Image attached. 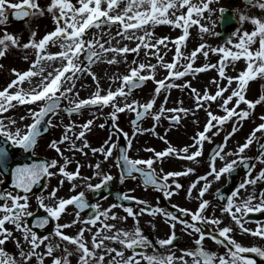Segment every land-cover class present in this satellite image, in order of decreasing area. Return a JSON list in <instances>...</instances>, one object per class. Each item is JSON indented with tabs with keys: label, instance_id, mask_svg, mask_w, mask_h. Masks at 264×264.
<instances>
[{
	"label": "snow or ice",
	"instance_id": "obj_1",
	"mask_svg": "<svg viewBox=\"0 0 264 264\" xmlns=\"http://www.w3.org/2000/svg\"><path fill=\"white\" fill-rule=\"evenodd\" d=\"M121 0H77L79 6H76L72 0H50V3L47 5V11L52 13L56 27L54 30L46 33L38 41L35 39L36 33H32V38L27 42L21 44L20 38L12 33H8L7 29L4 30V34L0 36V57L6 55L7 50L10 47H31L35 51L36 59L32 61V66L21 72L18 69H12V72L15 73V78L12 79L8 85L0 90V113L7 111L8 107H12V101L15 100L19 104H25L27 102H39V107L37 109H29V115L32 117L31 123L24 126L22 131L20 127H16L15 130H12L5 124L4 118L0 117V135L5 137L3 144H0V170H3L5 173L11 170V174L14 177L12 179V184L15 188L20 189L23 194L17 193L13 194L12 192H0V198L4 200H10L11 203H0V245H3L5 241L9 239L12 234V229L5 227L6 222H11L15 229L21 230L24 236V239L28 241L32 249H38L41 244L48 240L47 236H41L37 231L32 230L27 226L24 221V217H32L33 212L29 210V197L32 193V190L35 185H37L43 177H51L55 173L50 171L51 168L59 164V161L56 159H51L50 161H35L32 163H16L13 159V153L11 151L12 146H18L25 150H34L38 139L41 137L42 131H47L44 128V124L51 125V120H46V117L49 114H56L60 111L61 100L63 97L71 96L73 92V87H62L63 84L71 82L75 79L76 72L84 71L81 63L79 62V57L81 53L85 54L87 63L90 65L96 60L100 59V53L96 51V47H99L102 52L107 53L108 51H115L117 53H128V52H138L141 46L148 49L156 48L155 53H149V55H155L159 57V48L158 44H163L167 37H161L158 39L156 44L149 43L148 40L151 39L152 33L148 30L149 25H156L160 23H167L169 25L180 26L183 28V34L177 38H173L176 42V52L174 54V60L171 62H165L163 57H159L158 62L163 65L169 71L165 79L156 80L157 87L155 88V94H159L161 89L167 90L168 88L175 86L172 83H165V80L169 77L171 78H180L185 76L190 72H200L208 68L216 67L209 63H205L202 66H197L194 68L192 61L195 59L196 54L205 48V44L201 43L191 52L189 56V62L183 66L182 70L177 69V61H180L183 53L180 50V45L185 42L186 37L190 35L189 27L190 25H198L202 31H207V27L200 23L198 17L203 16L205 10L213 11L210 8L208 2L205 0H199V2H194V0H127L125 7L122 12L113 13L114 7H118ZM255 2V0H253ZM102 3H106V7H102ZM187 6V13L181 12L179 16L175 19L169 18V11L171 10L172 14L175 15L178 9H183ZM261 8H264V2L259 5ZM12 10L13 14L17 18L28 17L30 15L41 14L43 15L45 9L41 7L38 3V0H0V23H7L8 17L6 13ZM225 10L221 9L223 13ZM132 13V15H129ZM193 14H196L197 18H193ZM241 19H250L251 22L256 26L255 30L252 32L245 31L243 36L240 38L237 48L239 50L233 51L230 48H217L215 51L221 52L224 55L221 58V61L218 65L219 76L224 78L226 75V61L227 58H232L233 60L245 57L247 60L246 70H241L240 74L236 77L227 76L228 84L231 85L233 80L238 81V87L234 89L230 95L227 97H222V94L226 91L225 87H219L215 94H211L205 91L201 94L197 89H195L191 82H186L187 86L195 93V100L197 101L196 107H203L200 101H215L217 97L223 98V103L220 105L226 115H217L210 110L207 113L209 119L206 122L205 129L198 133V137L195 139L202 147L204 139H211L210 136L206 137V133L209 129L215 127L213 121H216L217 124L223 125V123L231 119L233 116H236L238 119L243 117H248L250 110L260 102H264V95H261L258 100L247 99L246 97V85L249 80L255 78L256 76H264V20H261L257 17H246L241 16ZM105 25H116L120 31L117 35H123L129 39H137L139 43L136 44L135 48H129L128 46L118 47V48H104L103 44H100L94 38L84 39V36L88 34V30L93 27H100L101 24ZM130 29H136L137 31L143 30V36H136L129 32ZM259 36V48L253 51L249 45H251L255 38ZM56 43L59 41L60 47L63 49L59 52H48L46 47L49 42ZM203 55L207 56V51L203 52ZM27 58V57H26ZM59 58L62 62L66 61V64H63L62 68H58L54 73H49L48 76H43L44 68L43 61L45 60H55ZM116 58L112 57L109 61L115 62ZM133 66L129 69V73L123 75L121 79V85L115 90H108L106 94H101L99 87L97 92L88 97L79 99L76 101H71L70 105L66 106V111L69 114L74 112H80L83 106L92 105L103 107L108 104H112L113 112L111 117L113 119L117 118L118 112H123L125 109L135 113V120L132 122L134 125L137 124V121H140L142 117L148 114H153L155 120L158 122L161 115L165 111L171 112H185L187 109H165L161 105L159 111L155 113H150V110L153 109L155 104V99H150L148 102L141 104L137 100H133L130 103L127 102V96L130 94V90L136 89L140 86L146 79L151 77L155 79V64H146L139 63L136 64L133 61ZM149 69L147 73L143 70ZM175 69V70H174ZM71 70V75L65 76V73H68ZM89 71L90 68H89ZM95 78V73H91ZM40 75L42 80L37 83L31 89L25 90L23 88V83L27 80L31 83V78L34 76ZM63 78V79H62ZM115 79V77H113ZM215 82V77L213 78ZM99 84L98 79L96 80ZM15 87V91H9ZM78 95V93L76 94ZM123 97L125 103L123 105L116 103V97ZM235 97V102L232 107H228L229 102L233 101ZM241 102H245L249 108L248 109H239L238 107ZM21 119H26V117H21ZM169 119L174 122H178L180 117L179 115L170 116ZM10 124H16L15 120H10ZM93 123V120L89 119L81 125V130L78 133V138H84L85 132L90 130L89 126ZM118 127V126H117ZM65 134L63 135V140H70L68 135L69 131L75 130V124L69 123L65 125ZM146 129H141L137 126V131H143ZM155 129H153L154 131ZM235 127L233 132H235ZM264 130V123H261L257 126V129L248 137L245 144L239 146V153H243L245 149L253 142L255 137V131ZM124 136H127L128 133L124 132L123 129L119 130ZM231 135V133H229ZM227 137L225 138V143ZM62 142V141H61ZM61 142L53 140L51 142V147L55 148L60 155H64L63 150L60 149L59 144ZM131 140L128 141V147H131ZM105 144L108 147H100L99 149L93 148V153L99 151L104 153L105 159L113 154L114 149H118L119 154L116 159L119 164H122L126 167V172L124 170L120 173L121 182L125 179V176H132L133 173H141L143 177V182L145 185H153L157 188L163 190L165 196H171L174 191L178 190L179 187H182L179 184V181L173 179L172 184L176 185V188L173 189L169 185V178H175L183 175L181 171H168L163 176H159L156 169L154 168V162L159 159L161 162L164 157L169 154H175L177 156L181 155V152L173 147H168L162 151H154V156L147 159L132 158L129 156L127 149L119 148L117 143L105 141ZM85 145H87V140L85 139ZM71 147L73 149L77 148L75 140H71ZM80 151H83V147L80 148ZM261 151L264 152V146L261 147ZM184 153H188V146L183 148ZM200 151L190 153L187 158L193 159L194 157L200 155ZM226 153L223 152V146H218L212 157V166L211 172L209 175L214 174V179L219 180L221 176L225 173H231L237 161H228L222 167L217 169L215 166V159L217 157L224 158ZM246 158L242 155L237 156V160L243 162ZM260 159L264 160V156H261ZM71 161L65 159L63 165L58 168V172L63 174V177H66L68 180L75 181L78 177H81L79 167L74 171L67 170V164ZM14 165V166H13ZM94 167L97 169L95 172L96 176H101L102 178L98 183H86L85 188L93 190L94 192L99 191L102 187L107 186L113 177L111 173L102 174L100 169L101 165L97 162ZM162 171V169H161ZM187 172L194 171L191 168L186 170ZM90 180L91 178H87ZM257 180H264V169L259 171L257 177H249V179L243 181L240 184V188H245L248 184L255 185ZM63 180H61V184ZM195 187V184L192 185ZM77 187L76 183L72 184V189L75 190ZM209 183H205L199 189V197L203 198L205 192L208 190ZM58 188L53 189L48 193V198H55L54 204H46L45 197L40 195L37 197L38 206L44 208L45 214L39 215L35 219V223L39 228L43 229L45 226L49 225L52 218L56 220L55 232L54 235L59 238L57 243L49 242L46 245L47 251L44 255H52L54 248L61 246V242L67 241L75 245V250H77L79 255L80 264H103L105 255L107 253L115 251L117 257L121 259L117 260L112 259L111 264H137V261L134 257H124L123 248L113 249L104 244V239L119 241L122 245L126 246L129 249L133 250L135 255L136 247L143 246L148 247L152 242L149 238L143 234L142 228L139 226L137 221L136 226L133 230L129 231L126 229H118L116 234L108 235L104 239H98L105 231H110L115 228L114 224L107 223L108 219H115L116 214L112 213L109 209L100 211V205L97 203L94 207L98 210L96 214L87 219L83 220L84 227L80 228L76 235H70L63 231L64 228L71 226L81 221L80 210L88 208L89 202L86 199L85 191H80L68 198H61L57 196ZM238 191H233L230 196L226 198V208L223 211L228 212L234 221L235 224L239 225L240 228L244 231H247L251 234L257 235L259 238L264 239V224L259 225L256 229H245L243 218L252 212H259L264 210V192L260 193L259 201L256 204H253L252 201L256 200L255 195H249L247 199H242L240 201L235 200L234 198L238 195ZM124 200H135L138 199L134 196H128L127 194H122ZM146 206L144 207V212H151L152 214L163 213L166 219L170 218V228L173 230L167 238L160 239L158 241L159 245L167 246L171 245L176 238L175 223L173 221H179L187 227L194 230L195 233H198L196 239L197 248L193 250H185L187 255L192 257L191 264H217V252L206 250L203 246V241L205 236H210L211 239L217 241L221 245L225 244L224 239H220L212 233H207L202 230L200 223L211 222L213 225H219L221 223L220 218L218 217H209L205 215L206 207L210 204L208 199H202V202L198 205V209L193 211L187 208H180L177 206L179 211L187 214L191 212V221L189 220H180L179 215L174 212L168 211L159 206L150 207L147 206V201H141ZM72 205L75 210V219L69 223H59L62 213L66 211V206ZM116 204L110 206V208L116 207ZM120 207H125L124 204H120ZM128 214L138 217V214L134 212L131 206L126 207ZM102 217L104 218L102 221ZM122 219H127L123 217ZM97 221H102L100 226L97 228V231L93 233L91 237V244L93 247L88 246V240L85 238L84 233L88 228V225L93 226L97 225ZM231 226H225L219 228L218 231L221 237H226L230 241L227 251L224 255H220L218 259V264H257V260L253 258L252 255L247 253L257 254L259 257L264 258V245L256 246H245L242 243L238 242L233 236L229 233L232 232ZM19 244V241H17ZM154 246V245H153ZM105 248V252L97 253L96 249ZM34 255H38L31 250L25 252L23 249L20 250V257L23 261L30 264V260ZM67 255H71V252H67ZM147 260L148 264H173L175 257L172 254L162 255L159 253H153L151 255H146L142 257ZM184 264H188L187 261H184V258H180ZM0 264H19L15 257L10 256L4 249L0 247ZM40 264H44V257L40 256ZM52 264H69V261L64 256H56L52 260Z\"/></svg>",
	"mask_w": 264,
	"mask_h": 264
},
{
	"label": "flooded vegetation",
	"instance_id": "obj_2",
	"mask_svg": "<svg viewBox=\"0 0 264 264\" xmlns=\"http://www.w3.org/2000/svg\"><path fill=\"white\" fill-rule=\"evenodd\" d=\"M58 67H62L64 61L62 62L59 58L53 60L52 62ZM202 75L204 73L195 72L194 75ZM186 74L183 77L176 78L178 80L186 79ZM175 79L172 83L174 86V97L175 92H181L183 96H189L195 99V93L185 84L182 83V88H179V85ZM170 82V81H167ZM190 82V80H188ZM197 84L201 85L200 81H195ZM8 84L3 82L0 88H5ZM220 85L217 84L212 79H208L205 82L204 88H195L201 94L205 91L213 93L218 90ZM0 89V90H2ZM87 90V88H86ZM9 91H14L10 89ZM93 94H85L79 99L88 98ZM61 103L62 106L66 104L70 105L71 100L66 99ZM130 98V95L127 96V99ZM132 98V97H131ZM76 99V100H79ZM74 100V101H76ZM131 102V100H127ZM11 103H18L13 100ZM116 103L123 105L125 99L123 97H116ZM175 103V99L174 102ZM155 104L157 102L155 101ZM154 104V105H155ZM39 107V102H27L25 104H19L12 107H8L7 111L0 113V117L4 118V122L8 125L9 128L15 130L16 127H20L21 130H24V126L31 123L32 117L29 115V109H37ZM154 107V106H153ZM103 110L108 109L103 112L96 108H90L86 110H81L80 112H74L69 114L66 110H60L56 114H49L46 117V120H51L52 124H44V128L47 131H42L41 137L38 139V142L34 150H25L18 146H12L11 151L13 153V159L16 163H32L35 161H50L51 159H56L59 161V164L51 168L50 171L55 173L53 176H45L42 180L34 186L32 193L29 197V210L33 212L32 217H24V221L29 228L34 231H37L41 236H47L43 244L39 246L38 249H32L31 245L24 239L23 233L21 230L15 229L14 225L11 222H6L5 227L12 229V234L7 241L4 242L0 247H4L5 251L10 255L15 257L19 264H28V262L23 261L20 257V250L23 249L25 252L31 250L38 255H34L30 264H40V256L44 257V264H52V260L56 256H64L69 264H80L79 255L80 253L75 250V245L63 241L61 246L54 248L52 255H44L47 251L46 245L51 243H57L59 238L54 235L56 220L51 219L49 225L41 229L35 223V219L39 215L45 214V209L38 206L37 197L43 195L45 197L46 204H54L55 198H48V193L53 189L58 188L57 196L61 198H68L75 193L80 191H85L86 199L89 202V207L83 210H80L81 221L71 226L64 228L63 231L70 235H76L80 228L84 227L83 220L88 217L93 216L97 213V209L94 207L95 204L100 205V211L109 209L112 213L116 214L115 219H108L107 223L114 224L115 228L110 231H105L98 239H104L108 235L116 234L118 229L133 230L136 226L137 221L139 226L143 230V234L146 235L149 240L152 242L148 247L137 246L135 255L132 249L127 248L122 245L119 241H112L104 239V244L113 249L123 248L124 257L132 256L137 261V264H148L147 260L142 258L146 255H151L153 253H159L162 255L172 254L175 259L173 264H184L180 260L181 257L184 258V261H187L188 264H191L192 257L187 255L185 250H193L197 248L196 239L198 233H195L194 230L185 228L186 225L182 224L179 221H173L175 223V233L176 238L171 245L161 246L158 241L163 238H167L173 231L170 228V218L166 219L163 213L152 214L151 212H144L143 209L146 206L141 201H147V206L156 207L159 206L168 211L174 212L179 215L180 220H189L191 221V212L185 214L177 208H187L190 210H197L198 205L202 202V199H208L210 204L206 207L205 215L209 217H218L221 220L219 225H213L210 221L207 223H200L202 230L207 233H212L219 237L220 239L225 240V244L221 245L217 241L211 239L210 236H205L203 241V246L206 250H211L217 252V264L220 255H224L227 251V247L230 244V241L226 237H221L218 231L219 228L225 226H231L232 232L229 233L233 236L238 242L242 243L245 246H256L264 245V239L259 238L257 235L251 234L247 231H244L240 228L239 225L235 224L232 216L223 211L226 208V202H219L216 198L217 191L227 182V173L223 174L219 180L214 179V174L209 175L211 172L212 166V157L218 146H223V152L226 153L224 158L217 157L215 159V166L217 169L222 167L226 162L236 160L238 165L240 163L237 160V156L242 155L245 158H253L257 154V141L261 137L260 134H255V139L253 142L245 149L243 153H239V146L246 143L248 137L253 133V130L244 128L243 118L238 119L236 116H233L231 119L226 120L223 125L217 124L216 121L213 122L215 127L209 129L206 133V137L210 136L211 139H204L202 147L195 139L198 137V133L205 129L206 122L209 119L207 113L208 111H190L187 107H184L179 104H174L176 109H187L185 112H164L159 121L157 122L153 114L145 115L144 118L137 125L141 129H146L143 131H137V126H132L131 111L125 109L123 112L117 113V118L113 119L111 113L113 112L112 104H108L102 107ZM156 111L150 110V113H155ZM212 112V111H211ZM217 115H226L225 110L222 108L219 111H213ZM108 115L111 118L112 128L103 126L105 124L104 116ZM179 115L180 119L178 122L170 123L168 121L170 116ZM21 117H26V119H21ZM135 117V115H134ZM93 120V123L89 126L90 130L85 132L84 138H78V133L81 130V125L87 120ZM10 120H15L16 124H10ZM69 123L75 124V130L69 131L68 135L70 140H63V135L65 134V125ZM118 126V127H117ZM152 126H155L156 133H152V130H149ZM150 127V128H149ZM235 127V132L233 128ZM120 129H123L124 132H127L128 135L124 136L120 133ZM231 133V135H229ZM227 141L225 143V138ZM114 142L118 144L119 148H125L128 151V154L132 158L147 159L154 156V151H162L168 147L176 148L181 152L180 156L175 154H169L163 158L162 162L157 159L154 162V168L156 169L159 176H163L168 171H181L184 174L179 176L169 178V185L171 188L175 189L176 185L172 184L171 181L176 179L179 181V184L182 187H179L178 190L174 191L173 194L165 196L162 189L157 188L153 185H145L142 180L141 173H133L132 176H125L123 182L120 179V173L122 170L126 172V167L117 162V155L119 154L118 149L113 150V154L105 159V155L102 152L93 153L92 149L100 147H108L105 144V141ZM6 138H0V144H3ZM85 139L87 140V145H85ZM55 140L61 142L59 147L63 150L64 155H60L58 151L51 147V142ZM71 140H75L77 148L73 149L71 147ZM131 140V147H128V141ZM188 146V153L183 152V148ZM83 147V151H80V148ZM199 150L200 155L194 157L193 159H188L187 156ZM264 153V152H263ZM262 153V154H263ZM260 155L264 156V155ZM254 165L252 172L249 176L243 177L242 182L249 179V177H257L259 171L264 169V160L260 159ZM65 159L71 161L67 164V170L74 171L79 167L81 177H78L75 181L68 180L66 177H63V174L58 172V168L64 164ZM99 162L101 165V173L108 174L111 173L113 179L108 182L107 186L102 187L99 191L94 192L93 190L86 189V183H98L101 176H96L95 172L97 169L94 165ZM14 166V165H13ZM188 168L193 169L192 172H187ZM162 169V171H161ZM91 178L88 180L87 178ZM14 177L11 174V170L4 172L0 170V192H12L13 194H23L20 189H17L12 184V179ZM61 180L63 183L61 184ZM76 183L77 187L75 190L72 189V184ZM209 183L208 190L205 192L204 197H199V189L205 184ZM195 184V187L192 185ZM241 184V181H240ZM238 185L237 190L238 195L234 198L237 201L242 199H247L249 195H255L256 200H253L252 203L256 204L259 201L260 193L264 192V180H257L255 185L249 184L245 188H240ZM122 194H127L128 196H134L138 199L124 200ZM222 201V199H221ZM11 203L10 200H4L0 198V203ZM116 204L114 208H110L111 205ZM120 204H124L125 207H120ZM131 206L138 214V217H134L131 214H128L126 207ZM127 217V219H122ZM75 219V210L72 205L66 206V211L62 213L59 223H69ZM102 217V221H103ZM102 221H97V225L93 226L88 225L90 230L85 231L84 236L88 240V246L91 248V237L93 233L97 231V228L100 226ZM243 223L245 229H256L259 225L264 224V210L259 212L248 213L243 218ZM19 241V244H17ZM154 245V246H153ZM97 253L105 252V248L101 247L96 249ZM67 252H71V255H67ZM252 255L254 259L257 260V264H264V258L259 257L254 253H247ZM117 260L121 259L117 257L115 251L107 253L104 258L103 264H111L112 259Z\"/></svg>",
	"mask_w": 264,
	"mask_h": 264
},
{
	"label": "rangeland",
	"instance_id": "obj_3",
	"mask_svg": "<svg viewBox=\"0 0 264 264\" xmlns=\"http://www.w3.org/2000/svg\"><path fill=\"white\" fill-rule=\"evenodd\" d=\"M208 1V0H206ZM183 12L182 9H178L175 13V15L172 14L171 10L169 11V18L175 19L177 16L180 15V13ZM184 13V12H183ZM163 23L158 24L157 26V30L155 32V30H152V27L150 26H146L148 27V30L152 33L151 39L148 40L149 43H154L156 44L158 42V39L161 37H167V41L165 40V42L163 43L162 47L159 48V57H163V60L165 62H171L172 61V53L168 52L165 48L169 47V45L167 44L168 41H171L173 37H175L176 32H179L178 29L175 27V35L171 32H173L172 30V26L173 25H169L167 23H164L163 25H161ZM214 29V28H213ZM211 29V30H213ZM194 28L191 29V31H193ZM132 34L136 35V36H143V30L141 31H137L136 29L133 31H129ZM183 32V31H182ZM214 32H208V34H213ZM20 32H17V35H19ZM42 34L43 32H37L35 39L38 41L39 39L42 38ZM32 37V34H31ZM30 37V38H31ZM96 41H98L100 44H103L104 48H118V47H124V46H128L129 48H135L136 44L139 43V41L137 39H129L126 36L121 35H117L114 32H104L103 30H101L94 38ZM23 44V43H21ZM159 45V44H158ZM211 45H212V49L215 50L217 48H221L220 45L214 43L213 41H211ZM257 45V44H256ZM233 46V45H232ZM249 46H252L249 45ZM19 54H17L16 60L15 62L17 63L16 69H18L19 71L23 72L27 69H29L31 67L30 61V55L29 53L32 51L34 52V50L29 47V48H23V47H19ZM100 53V59H98L96 61V63L94 64V66L91 68V70L96 73L97 75H95L94 77H91L89 79L90 82H92V86H93V91L94 94L97 92V88L99 87V89L101 90V94H106L108 90H113L115 91L120 85V78L123 74L126 73V69L123 68L120 64H118L117 62H120L123 60V55H120V53H117L115 51H109L111 53L112 57H115L116 60L115 62H109L107 61L110 58V55L108 53H104L102 52V50L97 47ZM143 49H147V54L144 55L143 54ZM182 50V49H181ZM157 51L156 48H152V49H148L146 47H144L143 45L141 46V48L139 49V51L136 54V58L135 61L136 64L138 65L139 63H146V64H155L156 65V70L155 73L158 74V78H165L167 75L166 73V68L163 67V65L161 63L158 62L159 57L155 56V55H149V53H155ZM162 52V55H161ZM218 52V51H217ZM220 54V52H218ZM122 54V53H121ZM183 56H186V50H183ZM182 56V57H183ZM27 57V58H26ZM103 57H105L106 59H103ZM125 59L127 60V62L130 61V58L125 56ZM133 61L131 62L132 67L136 66L133 64ZM103 62H106V65H102ZM235 69V66L233 67H227V72H232ZM49 71V70H48ZM45 72L43 73V76H48L49 73ZM149 71V69L146 68V70L144 71L145 73H147ZM55 71L53 69H51L50 73H54ZM129 72V71H128ZM127 72V74H128ZM229 75V74H228ZM113 77H115V79H113ZM42 78V77H40ZM98 79L99 84H97L96 80ZM42 79L36 80L34 77L31 78V83H29L27 80L23 83V88L25 90L31 89L32 87H34L37 83H39ZM84 79H81L79 82H83ZM155 84H151L148 88L149 91H146L145 94H147V96L149 94H152V92L155 89ZM176 100H179L176 98Z\"/></svg>",
	"mask_w": 264,
	"mask_h": 264
}]
</instances>
